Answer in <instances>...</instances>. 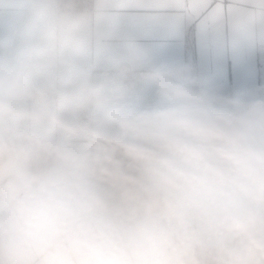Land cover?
Wrapping results in <instances>:
<instances>
[{
	"label": "clouds",
	"instance_id": "9594fccd",
	"mask_svg": "<svg viewBox=\"0 0 264 264\" xmlns=\"http://www.w3.org/2000/svg\"><path fill=\"white\" fill-rule=\"evenodd\" d=\"M78 44L53 0H22L0 44V264H264V100L173 64L93 74Z\"/></svg>",
	"mask_w": 264,
	"mask_h": 264
},
{
	"label": "crops",
	"instance_id": "0c3cea01",
	"mask_svg": "<svg viewBox=\"0 0 264 264\" xmlns=\"http://www.w3.org/2000/svg\"><path fill=\"white\" fill-rule=\"evenodd\" d=\"M21 2L0 4V44ZM61 14L79 37L73 62L93 74L114 71L135 82L142 67L173 64L213 93L264 100L256 46L264 0H93L89 14ZM145 96L153 97L151 86Z\"/></svg>",
	"mask_w": 264,
	"mask_h": 264
},
{
	"label": "built area",
	"instance_id": "2783aa9c",
	"mask_svg": "<svg viewBox=\"0 0 264 264\" xmlns=\"http://www.w3.org/2000/svg\"><path fill=\"white\" fill-rule=\"evenodd\" d=\"M93 9V0H56V11L59 13L89 14ZM259 50V74L261 94L264 96V36L256 42ZM135 175L131 162L117 154L115 163L110 166L109 171L102 175L99 181L101 189L113 201L119 202L127 196L125 191L126 177Z\"/></svg>",
	"mask_w": 264,
	"mask_h": 264
},
{
	"label": "snow or ice",
	"instance_id": "6c2138e0",
	"mask_svg": "<svg viewBox=\"0 0 264 264\" xmlns=\"http://www.w3.org/2000/svg\"><path fill=\"white\" fill-rule=\"evenodd\" d=\"M133 11H136V10H133Z\"/></svg>",
	"mask_w": 264,
	"mask_h": 264
}]
</instances>
